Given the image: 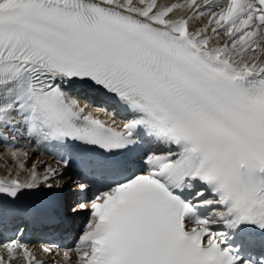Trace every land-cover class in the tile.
I'll use <instances>...</instances> for the list:
<instances>
[{"label":"snow or ice","instance_id":"6c2138e0","mask_svg":"<svg viewBox=\"0 0 264 264\" xmlns=\"http://www.w3.org/2000/svg\"><path fill=\"white\" fill-rule=\"evenodd\" d=\"M21 129L61 168L0 180V216L87 212L65 264H264V0H0V143ZM64 170L74 206L18 205Z\"/></svg>","mask_w":264,"mask_h":264},{"label":"bare ground","instance_id":"6f19581e","mask_svg":"<svg viewBox=\"0 0 264 264\" xmlns=\"http://www.w3.org/2000/svg\"><path fill=\"white\" fill-rule=\"evenodd\" d=\"M175 2H178V0H158V3H160L161 5H168V4L175 3ZM206 23H207L206 18L205 19H201V20H198V18H197V19L191 21L190 27H191L192 30H195L196 28L204 27ZM208 35H209V37H212V39L210 41V46L222 45L223 42L226 40V38L222 37L221 35L220 36H215V37H213L212 33H208ZM10 155H9L8 158H10ZM0 161H1V158H0ZM3 161H4V159L2 160L1 163H3ZM11 163H12V161H10V163L7 164V165H3V171L6 172V171L10 170L11 171L10 175L12 176L13 173L15 172L16 168H17V165H16V167L14 166V168L11 169ZM32 165L33 164H31L30 162L27 161L26 162V166H25V170L23 172H20L17 177L22 179V180L27 179V174L26 173L29 171V169L31 168ZM43 172H44L43 169L40 168V173L43 174Z\"/></svg>","mask_w":264,"mask_h":264}]
</instances>
